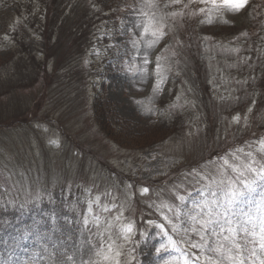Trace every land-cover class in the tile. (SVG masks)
<instances>
[{"label":"rangeland","instance_id":"374dc122","mask_svg":"<svg viewBox=\"0 0 264 264\" xmlns=\"http://www.w3.org/2000/svg\"><path fill=\"white\" fill-rule=\"evenodd\" d=\"M99 1L0 0V264L194 257L185 241L199 237L173 227L216 187L222 158L240 148L235 163L264 164V0ZM227 178L255 180L233 207L258 222L264 181ZM165 232L177 250L157 254Z\"/></svg>","mask_w":264,"mask_h":264},{"label":"snow or ice","instance_id":"6c2138e0","mask_svg":"<svg viewBox=\"0 0 264 264\" xmlns=\"http://www.w3.org/2000/svg\"><path fill=\"white\" fill-rule=\"evenodd\" d=\"M172 3H179L180 0H171ZM202 3H218V0H201ZM219 3L230 6V10H239L247 4V0H219ZM201 11H205L201 9ZM177 15V13H172ZM208 23H211L209 20ZM144 32H148V28H144ZM152 35L156 37L154 41L149 44V47L154 46L164 35L163 31H153ZM145 54L144 63L148 64L150 61L146 58ZM160 57H157V64L155 71L158 76V83L162 82L161 65L159 63ZM240 117H234V120L239 121ZM51 143L58 145L56 141ZM243 149L237 148L236 152L230 153L222 158V165L217 168V175L221 177L220 180L213 179L212 183L216 185L215 188L212 184L206 185V191L201 195L204 197L199 203L195 205L190 211L184 212L183 215L188 217L183 229L174 226V231H184L187 235L192 233L199 237L197 240H187L190 248L197 249L199 255L194 257L182 256L178 261L176 257H171L170 260L164 261V264H264V214L256 222L251 216L241 213L237 216L234 211V205L239 196H242L245 191H254L255 180L248 182L246 179L241 180V187H237L236 179L227 178L229 170L234 173L237 178L245 177L248 173L259 180L264 181V164L258 168L256 167L257 161L251 159V153H245L249 159L244 162L235 163L239 161L240 157L236 155L238 152H243ZM260 151L264 153V140L260 141ZM231 158V159H230ZM196 175H200L197 173ZM203 179V177H201ZM143 193H147L148 189L144 188ZM181 205L185 204V197H177ZM223 209V211H221ZM176 219H181V210L177 208ZM131 226L124 229L125 233H131ZM167 240L166 243H160L159 247L155 249L157 254L161 252H168L170 249L176 251L173 247L175 241L171 236L164 233ZM127 239V235H125ZM112 245L108 246V252L112 253ZM247 253V254H245ZM259 253V254H258ZM115 257L120 256V252L114 253ZM70 259V257H69ZM106 261L110 257L105 255ZM61 264V262H57ZM115 264H120L118 259Z\"/></svg>","mask_w":264,"mask_h":264},{"label":"trees","instance_id":"16d2710c","mask_svg":"<svg viewBox=\"0 0 264 264\" xmlns=\"http://www.w3.org/2000/svg\"><path fill=\"white\" fill-rule=\"evenodd\" d=\"M112 0H100L99 2L102 4V9H109L110 8V2ZM95 113L97 115V120L103 130L107 132L109 136L113 135L112 131L107 127V120L109 116L111 115L113 111V107H111L110 102L103 96V95H97V98L95 99ZM107 106V107H105Z\"/></svg>","mask_w":264,"mask_h":264}]
</instances>
